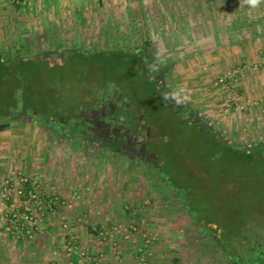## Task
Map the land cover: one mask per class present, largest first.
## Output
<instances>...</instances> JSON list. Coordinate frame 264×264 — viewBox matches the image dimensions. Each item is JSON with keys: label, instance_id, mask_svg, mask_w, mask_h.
I'll return each mask as SVG.
<instances>
[{"label": "rangeland", "instance_id": "rangeland-1", "mask_svg": "<svg viewBox=\"0 0 264 264\" xmlns=\"http://www.w3.org/2000/svg\"><path fill=\"white\" fill-rule=\"evenodd\" d=\"M1 2L15 9L19 5ZM71 2L58 9L61 18L44 9L41 31L23 43L29 46L23 55L35 61L14 62L21 38L13 32L7 34L8 50L0 53L5 60L4 66L0 62V124L20 119L18 128L26 127L31 137L37 134L44 145L31 151L38 162L31 160L15 176L6 171L0 177V238L23 247L42 230L54 231L63 240L48 243L45 251L59 261L52 257L47 264H105L102 252L97 253L102 248V255L120 250L136 261L144 255L150 264L147 249H135L140 239L151 245V264H173L174 259L179 264H236L239 258L255 264L257 246L264 245V157L240 154L238 148L264 145V2L255 8L248 0ZM243 19L258 22L255 36L248 29H232L235 20ZM147 40L152 49L146 60L125 51V46L147 49ZM145 63L161 80V92ZM170 98L177 107L167 104ZM79 103H90L85 111L94 106L101 117V106L126 105L127 116L138 125L135 150L69 138L67 129L54 132L59 118L53 116L74 113ZM44 105L45 114L36 109L31 117L19 114L23 107L41 110ZM84 170L107 177L100 196L108 219L100 231L89 224L86 212L68 224L64 208L71 200L55 191L58 185L67 188L68 172ZM29 190L56 205L27 234L9 225V219L11 214L25 219V207L34 208ZM130 227L136 231L125 241ZM198 227L225 243L236 260L228 261ZM80 231L94 233L99 241L69 245L71 234ZM80 250H87L90 260H82ZM258 261L264 264L260 256Z\"/></svg>", "mask_w": 264, "mask_h": 264}, {"label": "crops", "instance_id": "crops-1", "mask_svg": "<svg viewBox=\"0 0 264 264\" xmlns=\"http://www.w3.org/2000/svg\"><path fill=\"white\" fill-rule=\"evenodd\" d=\"M71 1L73 0H21V4L15 9L7 2H1L0 0V53L2 54V52L7 51L9 43H12L7 39V34L9 32L16 33V35L21 38V40L16 43L17 45L15 44L17 50L29 51V46L24 47L23 43L26 45L29 35L32 36L36 34L37 31H41L42 18L44 15L47 14L49 16L51 11V17L55 19L58 17L61 18L62 14L58 9H61V6L66 4H69L70 7V4H72ZM44 9L49 12L45 14ZM2 56L0 55V62H5V60L1 59ZM0 125H7L5 129L0 131V177H4L6 171L15 176L17 172L23 170L26 165L30 166V161L32 160L30 156L31 151L33 148H36L37 150L39 148L42 149L44 146L43 140H40L37 134L31 137L25 132L26 127L18 128L19 125H21L20 119H18V122L15 124L3 123ZM17 154L22 156L18 158ZM85 157L86 156L82 157L83 161H85ZM36 162H38L37 158L32 160V163ZM28 166H26L25 169H27ZM3 170H5L4 173ZM63 177H65V175H63ZM120 177L123 179V176ZM66 178H68L66 184L67 188L65 189L58 185L55 191H57L56 193L59 197L71 200V205L64 208L65 212H68V216L70 217L68 224H72V220L78 216V213L86 212L89 214V224L96 227V230L100 231L101 228L107 225L105 220L108 219V217H105L106 212L101 205V203H104V196H100V193L103 192L102 190L105 191L107 177L102 176L101 173L95 172L92 174L91 172L84 170L82 172H68ZM115 179H118V177L116 176ZM56 180L58 182L62 181V175L58 176ZM59 184L63 185L62 182ZM91 185L92 187H90ZM95 191H98V194H94ZM92 193L94 195L91 197ZM72 195H74V197H71ZM50 225L52 226V230H56L58 227L53 223ZM47 229L45 231L42 230L39 236L35 237L29 244L26 243L23 245V247L15 246L17 244L9 239L4 240L3 238H0V259H4L6 261L5 264H47V261L55 260L52 257H55L57 260L58 256L51 257L48 255L45 251V247L48 243L50 246L53 244H60L63 237L55 234L54 231L48 233ZM142 229L143 228H140V230ZM96 230L94 228V231ZM71 235H73V241L77 242L76 240H78V244L82 246H91L92 243L95 244L99 241V236H95L94 233L90 231L83 233L80 231V234L75 232ZM70 240H72V238H70ZM144 243V239L137 240L134 243L135 249L140 251L146 248L148 251H146V257L150 259L151 264V245L145 246ZM49 245L48 249L50 248ZM104 251L105 250L102 248L99 249L97 253H104ZM122 251L125 253L124 250ZM102 253L100 256H104V260H107L108 263L122 262L124 264H137L136 256L133 257L127 254L123 255L120 253V250L111 251L108 255H102ZM76 255L77 254L74 253V256ZM105 257H107V259H105ZM107 262L104 261L105 264ZM78 263L80 262L78 261ZM83 263L89 264L86 262Z\"/></svg>", "mask_w": 264, "mask_h": 264}, {"label": "flooded vegetation", "instance_id": "flooded-vegetation-1", "mask_svg": "<svg viewBox=\"0 0 264 264\" xmlns=\"http://www.w3.org/2000/svg\"><path fill=\"white\" fill-rule=\"evenodd\" d=\"M167 104L169 106L176 105L171 98L167 99ZM90 105V103L89 106L85 103H79L75 108L76 111L60 117L58 120L59 128L56 131L55 129L52 130L59 133L65 132L67 129L66 132L68 131L69 138L78 136L82 139L89 138L90 140L105 142L106 144L120 145L122 148H129L130 146V149L135 150V145L138 144L136 135L138 125L127 116L128 107L126 105L123 106V104L121 106L117 104L101 106V110L103 109L102 111H104V116L101 117L100 111L97 112L94 106H92L91 110L85 111L87 107L90 108ZM15 107H18V105L16 104ZM22 113L19 114L24 115V112ZM64 117L66 118L64 119ZM108 119L114 120L117 125L110 124L107 121ZM126 133H130L129 137H124Z\"/></svg>", "mask_w": 264, "mask_h": 264}, {"label": "trees", "instance_id": "trees-1", "mask_svg": "<svg viewBox=\"0 0 264 264\" xmlns=\"http://www.w3.org/2000/svg\"><path fill=\"white\" fill-rule=\"evenodd\" d=\"M260 22H261V20H260ZM257 25H258V22L252 21V20H246V19H243V20H235L234 23H233V25H232V29L234 31H236V32L241 31L243 29H248L250 31V33L253 36H255L256 35V27H257ZM144 45H146L148 48L147 49H142L141 48L142 46H140L138 48L137 47L130 48L129 46H125V48H127L125 51H129L130 50L132 52L140 53L143 56V59L146 60L147 59V56L149 54V51L148 50L150 49V47L152 49V42H150L149 40H147ZM22 51H24V50H17V52H16L17 53V57H16V60H14V62H17L18 64H20L22 60H24L25 62L35 61L34 58L29 57V56L26 57V55H23V52ZM1 64H3V66H4L5 62H1ZM145 65L148 68L150 75L153 77V75H154L153 73L155 71L152 68L150 69L147 63H145ZM153 79L155 80L156 85H158V83H159V86L156 88V91L157 92L158 91L161 92L162 91V88H163V86L161 85V82H160L161 80L155 79V77H153ZM23 109L25 111L23 116L27 117V115H30V112L35 111V109L38 110V112H40V113L42 112L43 114H45L47 112L48 106H45V105L42 106L41 110L40 109H37V108H34V107L33 108H30V109L29 108L26 109L25 107H23ZM72 112H73V109L71 111H69V112H66V113L71 114ZM28 117H31V116H28ZM53 117L55 118L54 120H56L57 118H60L61 115H60V113H58V114H55ZM6 127H7V125H0V131L3 130V129H5ZM211 137L218 139L215 136H211ZM238 152L240 154H250L251 153V154H255V155H259V156L264 157V145L255 146V147H253V148H251L250 150H247V151L238 148ZM198 229L201 231L202 235L205 238H207L208 240L213 241L214 243L217 244V246L219 247L220 251L222 252V254L225 256V258L228 261H233L234 262L236 260V259L233 260V258H231V256L227 253L228 252L227 251L228 250V247L226 246L225 243L220 242L217 238H215V236L213 234L210 235L209 233H206L205 231L203 232L200 227H198ZM263 246L264 245H261V243H260L259 246H257V250L259 249L258 247H260V252L259 253H256V254L254 253L255 254L254 255V259H252L253 260L252 261L253 263L256 264V262L259 259V256H260V259H264V252H262V250H264L263 249ZM256 259H257V261H256ZM237 260L238 261L236 262V264H244V262L242 261L243 260L242 258H239ZM173 264H179V260L174 259L173 260ZM258 264H259V261H258Z\"/></svg>", "mask_w": 264, "mask_h": 264}, {"label": "built area", "instance_id": "built-area-1", "mask_svg": "<svg viewBox=\"0 0 264 264\" xmlns=\"http://www.w3.org/2000/svg\"><path fill=\"white\" fill-rule=\"evenodd\" d=\"M14 4H21V0H11ZM28 196H30V199L34 200V208L26 206L25 207V215L26 218L22 219L16 214H11V217L9 219V225H19L22 227V229H26L25 233L30 234L31 230L36 226L37 222L44 216L46 209L52 210L53 207H55L56 202L54 200H44L41 201L40 199L36 198L35 194H32V191L29 190ZM24 221V222H23ZM136 231V228L130 227V231L127 235L123 236V239L125 241L130 239L129 234ZM74 243L73 240L71 242H68L69 245H72ZM67 253L70 255L72 253V248L69 247L67 249ZM77 254L80 256L82 260H90V253L87 250H80L77 252ZM117 264H123L122 262H118ZM137 264H149L147 262V259L144 255H141L139 258H137Z\"/></svg>", "mask_w": 264, "mask_h": 264}, {"label": "clouds", "instance_id": "clouds-1", "mask_svg": "<svg viewBox=\"0 0 264 264\" xmlns=\"http://www.w3.org/2000/svg\"><path fill=\"white\" fill-rule=\"evenodd\" d=\"M264 2V0H248V3L251 7L255 8L258 4Z\"/></svg>", "mask_w": 264, "mask_h": 264}]
</instances>
